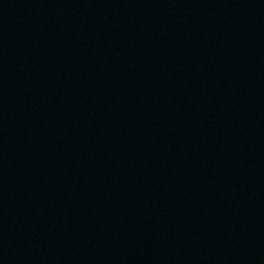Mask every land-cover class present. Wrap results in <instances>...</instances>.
<instances>
[{
	"label": "water",
	"instance_id": "obj_1",
	"mask_svg": "<svg viewBox=\"0 0 264 264\" xmlns=\"http://www.w3.org/2000/svg\"><path fill=\"white\" fill-rule=\"evenodd\" d=\"M0 264H264V0H0Z\"/></svg>",
	"mask_w": 264,
	"mask_h": 264
}]
</instances>
